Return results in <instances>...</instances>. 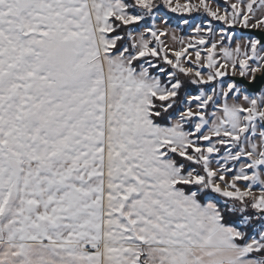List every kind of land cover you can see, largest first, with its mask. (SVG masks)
Wrapping results in <instances>:
<instances>
[{"label": "snow or ice", "instance_id": "1", "mask_svg": "<svg viewBox=\"0 0 264 264\" xmlns=\"http://www.w3.org/2000/svg\"><path fill=\"white\" fill-rule=\"evenodd\" d=\"M0 264H264V0H0Z\"/></svg>", "mask_w": 264, "mask_h": 264}]
</instances>
